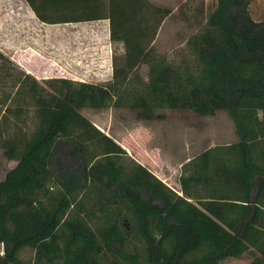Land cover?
Wrapping results in <instances>:
<instances>
[{
    "label": "trees",
    "instance_id": "16d2710c",
    "mask_svg": "<svg viewBox=\"0 0 264 264\" xmlns=\"http://www.w3.org/2000/svg\"><path fill=\"white\" fill-rule=\"evenodd\" d=\"M47 24L107 19L112 79L38 81L0 50V264H219L264 203V0H215L176 61L152 42L171 8L151 0H24ZM147 65L146 79L136 69ZM226 112L246 200L189 199L83 109ZM196 183L194 180L193 184ZM234 187V180H225ZM183 192L184 189H183ZM256 264H264L261 256Z\"/></svg>",
    "mask_w": 264,
    "mask_h": 264
},
{
    "label": "rangeland",
    "instance_id": "374dc122",
    "mask_svg": "<svg viewBox=\"0 0 264 264\" xmlns=\"http://www.w3.org/2000/svg\"><path fill=\"white\" fill-rule=\"evenodd\" d=\"M214 1L160 0L172 11L152 42L155 60L165 56L176 61L185 52L187 40L203 27ZM89 22L47 24L37 19L24 0H0V50L21 69L13 54L37 66L43 64L37 55L52 53L53 48L49 50L51 46L46 44L52 42L60 48L59 44L68 42L71 36L70 27L95 25ZM111 44L114 53L121 55L122 45ZM147 70V65L136 69L144 79ZM81 113L122 144L131 157L189 199L217 198L224 196L219 190L233 188V199L246 200V171L233 121L226 112L202 116L188 110L162 109L158 113L163 116L152 120L140 119L126 108L83 109ZM15 163L0 149V178ZM231 179L235 181L234 187L225 183ZM257 208L254 222L219 264H256L264 256V203Z\"/></svg>",
    "mask_w": 264,
    "mask_h": 264
},
{
    "label": "crops",
    "instance_id": "0c3cea01",
    "mask_svg": "<svg viewBox=\"0 0 264 264\" xmlns=\"http://www.w3.org/2000/svg\"><path fill=\"white\" fill-rule=\"evenodd\" d=\"M162 5L160 0H151ZM72 23V22H71ZM83 24L85 22H74ZM95 25H84L80 28H69L71 35L67 41L59 44L46 45L52 53L39 54L40 62L31 66L23 58L14 60L38 81L51 78H65L81 82H107L112 79V59L115 55L109 37V22L107 19L90 21ZM67 24V23H66ZM87 40H83V39ZM75 40V42H73ZM55 47H52L54 46ZM59 48V49H58ZM40 64V65H39Z\"/></svg>",
    "mask_w": 264,
    "mask_h": 264
}]
</instances>
